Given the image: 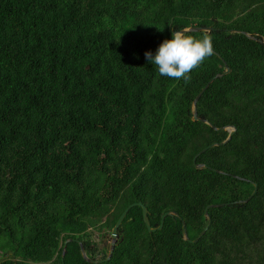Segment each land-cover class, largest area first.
<instances>
[{
	"label": "trees",
	"instance_id": "trees-1",
	"mask_svg": "<svg viewBox=\"0 0 264 264\" xmlns=\"http://www.w3.org/2000/svg\"><path fill=\"white\" fill-rule=\"evenodd\" d=\"M195 25L214 55L159 75L145 53ZM242 30L264 38V0H0V264H264V44ZM135 201L178 214L149 231L132 205L87 261Z\"/></svg>",
	"mask_w": 264,
	"mask_h": 264
},
{
	"label": "clouds",
	"instance_id": "clouds-1",
	"mask_svg": "<svg viewBox=\"0 0 264 264\" xmlns=\"http://www.w3.org/2000/svg\"><path fill=\"white\" fill-rule=\"evenodd\" d=\"M190 29L173 30L172 38L165 39L156 54L146 52V59L154 64L159 75L173 79H190V73L204 60L214 55L213 38L204 30L200 38L187 33Z\"/></svg>",
	"mask_w": 264,
	"mask_h": 264
},
{
	"label": "water",
	"instance_id": "water-1",
	"mask_svg": "<svg viewBox=\"0 0 264 264\" xmlns=\"http://www.w3.org/2000/svg\"><path fill=\"white\" fill-rule=\"evenodd\" d=\"M185 28H188V29H190V30H211V29H212L211 26H196V25H195V26H188V27H185ZM185 28H183V29H185ZM183 29H181V30H183ZM241 32H243L244 34H246L248 37L255 38V39L259 40L260 42H262V43L264 44V38H257L256 36L250 34V33L247 32V31H244V30H242ZM229 69H230V68H229L228 66H226L225 70H223L222 72L216 73L213 77H211V78L208 80V82L203 86V88H202V89L196 94V96L194 97L193 102H192V109H193V115H192V118H193V119H200V120H203V121H205V122H207V123H210L207 119L200 118V117L197 116L196 102H197L198 98L200 97V95L202 94L203 90L209 85V83L214 79V77L219 76V75H222V74L228 72ZM211 125H212V124H211ZM212 126H213L215 129H216V128L227 129V130H228V135H227L226 139H228V138L231 136L232 132H233L234 129H235V127H234L233 125H225V126H220V127H216V126H214V125H212ZM203 150H204V148H203L202 150H200L199 152H197L196 155H198V154H199L201 151H203ZM196 155H195V156H196ZM194 159H195V157L193 158V160H194ZM195 165H196V166H204V163H195ZM213 169L216 170V171H220V170H218V169H216V168H213ZM255 190H256V184L254 185V189H253V191L251 192V194H250L245 200H247V199H248V198H249V197L255 192ZM221 204H223V203H210V204H208V205L205 207V215L208 216V213H207V208H208V207L218 206V205H221ZM132 205H139V206H141V208H142V216H143V220H144L145 225H146V227H147V229H148L149 231H153V230H156V229L161 228V226H162V224H163V218H164L165 215H167V214H171V213L176 214V215L178 214L176 211L167 210V211H165V212L161 215V219H160L159 224H158L157 226H151V224H150V222H149L148 213H147V208H146L145 204L142 203L141 201H135V202H131V203H129V204H128V205L122 210V212L120 213V215H119L118 218L116 219L115 223H114L113 226L111 227V230H110V242H109L108 252H107V255H106L105 258H91V257H89V256L86 254V252H85V249H84V246H83L82 242L79 241L81 254H82V256H83L87 261H90V262H101V261H103V260H106V259H109V258H110L111 254H112V251H113V248H114V245H115V243H116L117 237H118V227H119V225L121 224V222H122V220H123L125 214L127 213L128 209H129ZM209 222H210V221H208V224H209ZM208 224H207L206 226H204V227L202 228V230L198 233V235H197L195 238H193V239H190V238L188 237L187 232H186V230L184 229V236H183L184 239H186V240H190V241H192V242L197 241L198 238H199V237L205 232V230L207 229ZM182 225H183V227L185 226L184 221H182ZM72 239H74V238L70 237V238H66V239L64 240V242H63V248H62V254H61L62 257L64 256V252H65V248H66V243H67L69 240H72Z\"/></svg>",
	"mask_w": 264,
	"mask_h": 264
},
{
	"label": "rangeland",
	"instance_id": "rangeland-1",
	"mask_svg": "<svg viewBox=\"0 0 264 264\" xmlns=\"http://www.w3.org/2000/svg\"><path fill=\"white\" fill-rule=\"evenodd\" d=\"M90 234L93 240L99 244H105L109 247L110 242V230L107 227L98 229L96 226H92L90 229ZM1 250V247H0Z\"/></svg>",
	"mask_w": 264,
	"mask_h": 264
}]
</instances>
